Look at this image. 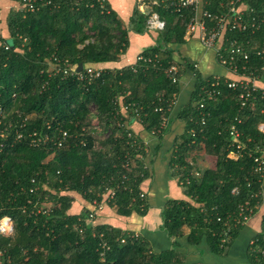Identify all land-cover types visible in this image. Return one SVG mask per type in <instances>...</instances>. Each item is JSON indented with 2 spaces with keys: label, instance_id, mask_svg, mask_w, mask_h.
Masks as SVG:
<instances>
[{
  "label": "trees",
  "instance_id": "16d2710c",
  "mask_svg": "<svg viewBox=\"0 0 264 264\" xmlns=\"http://www.w3.org/2000/svg\"><path fill=\"white\" fill-rule=\"evenodd\" d=\"M146 1L158 2L153 11L165 22L163 31H148V16L137 5L129 25L125 24L107 0H38L34 12L9 14V38H0V110L4 112L0 132H5V138H0L4 146L0 150V220L9 216L15 227L11 237L0 236V249L13 263L188 264L179 250L178 241L184 238L193 246L207 241L212 254L227 257L249 223L234 222L239 206L249 202L256 215L264 203V177L254 172L250 157L257 148L264 149V132L258 128L264 124V97L256 95L254 109L250 104L241 108L240 90L229 89L226 78L207 79L194 66L180 64L175 52L189 41L187 27L195 11L177 13L171 0ZM232 3L245 7L244 17L248 23L256 19L257 28L254 33L251 28L245 33L227 29L218 45L225 49L236 41L245 50L256 48L247 63L238 62L239 73L255 75L264 90V0H201V9L218 16L229 13ZM130 32L155 33L156 44L143 50L138 56L142 60L137 59L134 66L119 69L116 66L130 48ZM53 55L74 68L80 63L101 68L103 75L91 81L53 75L46 63ZM174 66L178 80L187 70L196 77L191 101L177 117L185 122L184 132L174 141L170 161V171L187 199L167 202L159 232L175 242L171 250L159 251L146 237L97 220L105 208L124 218L148 214V197H140L141 186L151 175L146 163L148 144L136 133L132 139L126 129L117 127V99L130 107L131 119L140 118L143 128L161 139L173 123L171 102L180 92V84L168 78ZM214 83L221 95L207 99L205 109L199 110L196 103ZM203 116L206 125L200 132ZM93 117L101 130L103 126L101 134L111 131L108 138L91 136ZM164 119L166 127H162ZM234 124L245 145L237 160L229 158L234 149L229 131ZM60 130L70 135L62 149L55 146ZM192 130L197 131L195 136ZM33 131L50 138L32 147L29 134ZM199 149L214 160L212 168L198 170ZM122 174L128 177L132 193L117 189ZM107 188L116 189V197H105ZM36 203L49 211L32 215ZM261 211V233L248 250L251 264H264V208ZM185 232L190 234L186 237Z\"/></svg>",
  "mask_w": 264,
  "mask_h": 264
},
{
  "label": "crops",
  "instance_id": "0c3cea01",
  "mask_svg": "<svg viewBox=\"0 0 264 264\" xmlns=\"http://www.w3.org/2000/svg\"><path fill=\"white\" fill-rule=\"evenodd\" d=\"M111 8L118 16L129 25L136 5L142 14H145L143 0H107ZM147 2V1H146ZM21 5L16 0H0V38L8 39L7 18L10 13L20 10ZM245 11V7L240 8ZM157 35L147 32L144 35L130 32V48L128 53L122 56L119 69L123 66H134L140 53L143 50L156 44ZM187 44L177 48L175 52L176 60L183 66L188 63L191 66L197 65V70L204 78L219 77L234 79V76L222 67L216 57L215 51L207 50L201 43L200 33L196 32L190 38L186 36ZM192 39V40H190ZM225 39V37H224ZM115 67V68H116ZM185 67V66H184ZM101 69V68H100ZM194 71L187 70L180 80V94L177 103L172 110L171 119L173 123L169 127L168 134L160 136L157 133H148L141 123L135 122L133 125L134 133L146 144L149 153L146 163L150 170V177L144 181L141 188L147 194L149 202V212L145 217L137 214L130 218L119 216L114 209L105 208L97 222L106 223L112 227H117L128 233H138L146 237L153 247L159 251L171 250L174 247V239L170 240L167 234L159 232L162 225V212L169 200H186L184 189L178 184V177L170 171L171 156L174 153V144L180 139L184 132L185 122L177 119L178 114L191 101V95L194 92L196 77ZM159 138V139H158ZM175 141V142H174ZM179 141V140H177ZM177 143V142H176ZM161 146L160 149H157ZM198 170L204 168V163L199 162ZM175 176V177H174ZM264 203L259 207V211L246 226V229L239 238L232 244L227 257L212 254L207 241L200 245H190L187 239H181L178 242L181 245L179 249L186 254L188 264H251L248 258V250L251 248L254 239L261 233V218ZM190 232H185L187 237Z\"/></svg>",
  "mask_w": 264,
  "mask_h": 264
},
{
  "label": "built area",
  "instance_id": "2783aa9c",
  "mask_svg": "<svg viewBox=\"0 0 264 264\" xmlns=\"http://www.w3.org/2000/svg\"><path fill=\"white\" fill-rule=\"evenodd\" d=\"M38 0H18V2L21 5L22 11H31L34 12L37 10L36 2ZM144 2V8H145V15L148 16L147 21V29L148 31H163L166 27L165 22L160 18V16L153 11V7L158 5L157 1H153L152 3L146 2V0H143ZM170 6L174 8V11L177 13H180L183 10L186 9H193L195 11L194 18L190 21L188 27H187V37L193 36L196 32L200 33V40L203 46L207 50L215 51L217 60L219 64L228 70L230 74L234 76V79H227L226 85L229 89L232 90H240L239 99L241 102V108L246 107L248 104H250L252 109L255 108V101L257 98V94H260V98L264 97V90L262 89L260 85V81L258 78L251 74V75H244L240 74L239 65L238 62L242 61L247 63L249 60V55L252 51H255L256 48H251L249 50H245V47L243 45L238 44L236 41H231L229 46L223 49V46H221V43L218 45V42L222 41L225 37L226 30L230 31H242L247 32L250 28L252 29V33L255 32L257 26H256V19H253L252 23H248L249 19H246L244 17L245 14H243V11L240 10V8H236L235 3H232V7L230 9V12L227 14H222L218 16H214L211 13L207 11H202L201 9V0H171ZM208 22L214 23V26L211 28L208 27ZM227 40V39H226ZM6 49H9V46L6 45ZM259 54V53H258ZM138 60H142V57L138 58ZM49 71L53 75H63V76H69V77H77L79 79H85L88 81L95 80L100 78L103 75V71L100 68H93V67H87L83 69L82 72H77L78 67L74 68L70 66V62L68 60H61L56 55H53L51 58H49L48 61H46ZM195 68H197V65H194ZM245 70V66H242ZM178 72V68L176 66L172 67L168 72V78L172 80L174 84L179 83L180 80L176 78V73ZM195 76V75H194ZM219 78V77H218ZM218 83L212 84V89L210 91L204 90V96H200V101L196 103V107L199 110H203L206 107V100H211L214 97H217L221 95V92L217 90ZM215 88V89H214ZM180 94V92H179ZM179 94L174 95L173 101L171 102L172 108L174 109L177 99L179 97ZM255 95V96H254ZM117 104L120 105V110L117 112V127L126 129L127 135L129 138H132V134H134L133 125L136 121L141 122L139 118H133L131 119V109L128 105L125 106L123 104L122 99H117ZM137 111L135 110L134 113ZM172 112V111H171ZM4 112L0 110V117H3ZM138 117V116H137ZM130 119L132 120L130 122ZM237 122H240V119H236ZM167 121L164 119L162 123V127L167 126ZM206 125V119L205 116L201 118V128L199 129L200 132L203 131L204 126ZM11 128V127H9ZM259 131L264 132V124L259 125ZM84 130V129H83ZM101 126L98 122L94 123L93 130L91 132V136L94 138H101L109 137L111 131L107 133V135L101 134ZM4 132V131H3ZM0 132V138H5V132ZM192 136H195L197 131L192 130L191 131ZM230 136L232 138V144L231 147L234 148L232 152L229 153V158L233 160H237L241 153L245 150V145L241 143L240 141V132L237 129V126L234 124L230 128ZM30 142L32 147H37L41 143H46V141L49 140L50 137L47 135L40 136L38 132L33 131L29 134ZM70 138V135L68 131L60 130L59 131V138L57 142L55 143V146L58 147V149H62L64 144L67 142V139ZM135 138V137H134ZM19 140H22V135L18 136ZM98 144V143H97ZM130 143L128 142L127 145ZM83 146H87V141L84 140ZM4 146L0 145V150H2ZM254 154H250V157L254 160L255 163V173L260 174L262 177H264V149L257 148V152H253ZM195 177H199L200 173L195 171L194 172ZM117 189L118 190H129L130 193L133 192L131 186L129 187V184L127 183L129 181L128 177L125 174L121 175V179L118 180ZM188 184L190 183V179H187ZM32 183L34 184V180H32ZM34 189L31 190L33 192ZM236 190H234L235 192ZM116 189L107 188L106 192L104 194L105 197H116ZM140 197L142 200L146 199L147 194L142 190L141 188V194ZM101 210L102 208L99 207ZM47 210L43 205L41 206L39 203H36L34 205V209L32 210V215H38L40 213L46 214ZM238 215V219H236V223L238 224H247L255 215L254 209L251 207V204L249 202H246L245 204H242L238 208V212L235 213ZM218 221H221V218H218ZM227 227H229L228 224H226ZM14 221L11 217L6 216L3 217L0 220V236L3 237H11L14 234ZM230 228V227H229ZM228 228V229H229ZM229 231V230H228ZM229 234V232H226V236ZM138 233H135V237H138ZM125 241H123L124 243ZM253 243V242H252ZM107 245L104 243L103 248H106ZM102 258H104V255L101 254ZM0 264H15L12 261V257L8 256L7 253L0 249Z\"/></svg>",
  "mask_w": 264,
  "mask_h": 264
},
{
  "label": "rangeland",
  "instance_id": "374dc122",
  "mask_svg": "<svg viewBox=\"0 0 264 264\" xmlns=\"http://www.w3.org/2000/svg\"><path fill=\"white\" fill-rule=\"evenodd\" d=\"M91 111H92V113L95 115L96 114V110L94 109V107H92L91 108ZM140 119V118H139ZM92 120L94 121V122H96V121H98V119H96L95 117H93L92 118ZM102 130H103V126H102ZM107 134V133H106ZM103 135H105V133L104 134H102V136ZM148 146V145H147ZM147 150V149H146ZM198 152H199V160H198V162H200L201 164H203L204 163V165H205V167L204 168H206V169H209V168H212V166H213V164H214V160L211 158V157H206V156H204V155H202V152H201V150L199 149V150H197ZM197 152V153H198ZM264 202V201H263ZM47 206V205H46Z\"/></svg>",
  "mask_w": 264,
  "mask_h": 264
},
{
  "label": "water",
  "instance_id": "95a60500",
  "mask_svg": "<svg viewBox=\"0 0 264 264\" xmlns=\"http://www.w3.org/2000/svg\"><path fill=\"white\" fill-rule=\"evenodd\" d=\"M83 69H84V64H82V63H80L79 65H78V70H77V72H82L83 71Z\"/></svg>",
  "mask_w": 264,
  "mask_h": 264
}]
</instances>
